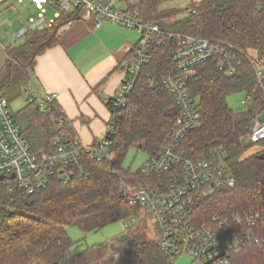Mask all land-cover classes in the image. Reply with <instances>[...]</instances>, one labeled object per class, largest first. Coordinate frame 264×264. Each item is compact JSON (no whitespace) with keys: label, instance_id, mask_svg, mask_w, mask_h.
Listing matches in <instances>:
<instances>
[{"label":"trees","instance_id":"1","mask_svg":"<svg viewBox=\"0 0 264 264\" xmlns=\"http://www.w3.org/2000/svg\"><path fill=\"white\" fill-rule=\"evenodd\" d=\"M168 1L138 0L134 5L143 20L159 26L161 34L153 40L149 63L141 68L125 107L119 109L109 156L97 161L82 152L78 161L59 169L47 185L32 193L17 182L0 180V264H77L72 249L78 242L70 238L67 227L77 226L90 233L140 215L139 209L129 205L127 193L134 188H149L148 177L143 175L145 165L133 172L123 163L132 149L145 153L149 161L171 134L179 107L164 81L182 78L174 60L176 36L181 35L211 40L225 52H232L237 61L232 63L235 74L228 75L227 68L220 70L221 63L228 66L225 56L217 54L185 80L201 114L200 125L183 143L187 154L204 161L211 151L224 150L235 179L233 187L222 186L196 201V223L209 225L213 217L225 220L234 215L264 213V147L243 157L252 146L244 144V138L264 113V80L259 83L249 58L254 52L257 62L264 66V0H191L184 9L161 10ZM181 15L185 18L173 22ZM75 19L80 18L62 13L51 27L30 30L22 45L6 49L9 60L0 80V97L4 92L23 95V89L34 81L37 57L56 47L66 24ZM133 52L127 56L130 63L135 62ZM237 93L251 96L245 105V119L236 116L228 104V97ZM107 105L110 109V100ZM32 106L28 104L27 108L31 111ZM16 123L39 157L54 154L67 142L64 138L77 139L57 103L51 105L50 112L37 108L22 125ZM142 224L132 226L121 237L132 249L115 264H172L158 249L156 240L147 239ZM254 232L264 240V229ZM231 264H264V242L234 253Z\"/></svg>","mask_w":264,"mask_h":264},{"label":"built area","instance_id":"2","mask_svg":"<svg viewBox=\"0 0 264 264\" xmlns=\"http://www.w3.org/2000/svg\"><path fill=\"white\" fill-rule=\"evenodd\" d=\"M28 1L39 12L38 20H32L30 30H43L51 27L62 13L76 14L79 18L85 13L95 16L96 26L112 22L134 30L139 41L134 48L135 62H125L123 70L125 80L117 96L110 100L111 120L104 136L91 146L83 145L78 139L64 138L66 143L60 145L55 153L39 157L31 148L28 139L16 123L11 104L5 97H0V180L7 183L17 182L29 192L44 187L59 169L70 166L79 159L82 152L91 159L101 161L109 156L112 146L111 135L119 121V109L125 107L138 78L141 68L149 63V50L153 40L161 34L156 24L145 22L135 8L138 0H20ZM56 10L55 19H48V9ZM77 19L66 24L71 27ZM174 37V36H171ZM178 50L174 60L182 78H168L164 85L179 107L171 134L164 142L158 155L147 161L143 175L148 177V187L133 189L127 193L129 205L140 210V214L152 228L158 249L166 254L172 264L183 256L199 260L203 264H231L234 253H239L248 246L264 242L262 235L255 229H264V213L250 216L234 215L229 219L212 218V224L199 225L195 219L196 201L206 198L222 186L235 185V179L226 163V153L222 149L211 151L209 159L199 161L187 154L183 143L187 136L201 122L200 107L192 98L185 80L194 76L197 67L213 56L223 54L228 62L220 64V70H228V75L235 74L236 58L231 53L220 49L211 40L192 36H176ZM235 50L234 47L228 46ZM253 60L257 79L262 84L264 66ZM23 96L28 104L42 112H50L57 96L47 91L44 96L36 92L35 81L23 89ZM251 96H247L242 105H246ZM109 103V100H107ZM249 145L264 141V120H255L251 132L244 138ZM56 144V142H55ZM155 178L152 179L151 177ZM126 231L135 226L136 217L121 220Z\"/></svg>","mask_w":264,"mask_h":264},{"label":"crops","instance_id":"3","mask_svg":"<svg viewBox=\"0 0 264 264\" xmlns=\"http://www.w3.org/2000/svg\"><path fill=\"white\" fill-rule=\"evenodd\" d=\"M139 38L136 31L112 22L97 27L95 16L84 13L63 31L56 47L37 57L36 92L56 94V103L83 145L104 136L112 117L106 100L117 96L126 78L122 65Z\"/></svg>","mask_w":264,"mask_h":264},{"label":"rangeland","instance_id":"4","mask_svg":"<svg viewBox=\"0 0 264 264\" xmlns=\"http://www.w3.org/2000/svg\"><path fill=\"white\" fill-rule=\"evenodd\" d=\"M191 0H171L161 6V10L169 9H184L188 7ZM56 10L48 9L47 18L55 19ZM39 12L28 1L20 2V0H0V79L5 74L8 56L7 48H14L22 45L26 41V34L21 33L22 30H28L32 20H38ZM185 15L177 16L173 22L181 21ZM146 22V21H145ZM172 21H170L171 23ZM251 56H255L254 52H250ZM126 62H128L126 60ZM123 68V65H122ZM124 71V70H123ZM122 85V84H121ZM121 87V86H120ZM21 92V89L19 90ZM4 97L10 100L11 108L16 116L17 122L22 125L24 120L33 116V112L37 110L32 106L31 111L28 106V101L25 96H14L13 93L4 92ZM245 93H237L228 97V104L230 108L237 113L239 118H247V111L242 101L245 99ZM111 100V99H110ZM107 102V100H106ZM27 108V109H26ZM26 109V110H25ZM246 111V112H244ZM26 112V113H25ZM264 113L260 116L263 118ZM246 143V140H244ZM262 142L252 145L246 153L244 158L249 157L263 149ZM148 156L145 153L130 150L126 159L124 160V167L131 168L133 172L139 171L148 161ZM126 221L128 219H125ZM140 223L145 227L142 230L146 233L147 239L155 241V236L152 233V228L148 226L147 220L140 214L137 216L135 225ZM138 229V228H137ZM136 228L133 230H137ZM70 238L78 242L72 249L76 250L77 264H115L126 251L132 249L130 245L121 240V237L128 232L123 226V222L111 224L100 231L86 233L77 226L67 227ZM75 255V254H74ZM174 264H203L199 260H193L190 257L183 256L175 261Z\"/></svg>","mask_w":264,"mask_h":264},{"label":"snow or ice","instance_id":"5","mask_svg":"<svg viewBox=\"0 0 264 264\" xmlns=\"http://www.w3.org/2000/svg\"><path fill=\"white\" fill-rule=\"evenodd\" d=\"M37 2L39 3V0H37Z\"/></svg>","mask_w":264,"mask_h":264}]
</instances>
